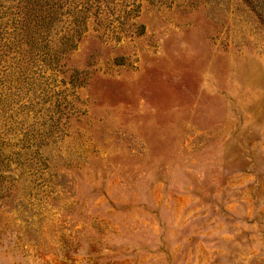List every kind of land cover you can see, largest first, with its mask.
Returning a JSON list of instances; mask_svg holds the SVG:
<instances>
[{
	"label": "rangeland",
	"instance_id": "374dc122",
	"mask_svg": "<svg viewBox=\"0 0 264 264\" xmlns=\"http://www.w3.org/2000/svg\"><path fill=\"white\" fill-rule=\"evenodd\" d=\"M118 1L0 81V264H264V0Z\"/></svg>",
	"mask_w": 264,
	"mask_h": 264
},
{
	"label": "trees",
	"instance_id": "16d2710c",
	"mask_svg": "<svg viewBox=\"0 0 264 264\" xmlns=\"http://www.w3.org/2000/svg\"><path fill=\"white\" fill-rule=\"evenodd\" d=\"M111 3L119 1L0 0V81L16 72L32 80L46 70L67 74L62 60ZM67 83L76 86L72 79Z\"/></svg>",
	"mask_w": 264,
	"mask_h": 264
}]
</instances>
